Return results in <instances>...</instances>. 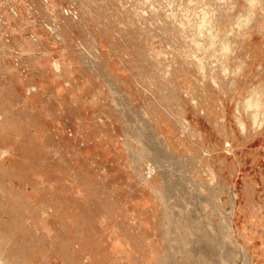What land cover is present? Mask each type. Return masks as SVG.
<instances>
[{
  "label": "rangeland",
  "instance_id": "rangeland-1",
  "mask_svg": "<svg viewBox=\"0 0 264 264\" xmlns=\"http://www.w3.org/2000/svg\"><path fill=\"white\" fill-rule=\"evenodd\" d=\"M0 264H264V0H0Z\"/></svg>",
  "mask_w": 264,
  "mask_h": 264
}]
</instances>
